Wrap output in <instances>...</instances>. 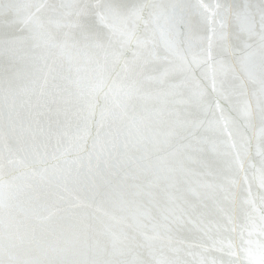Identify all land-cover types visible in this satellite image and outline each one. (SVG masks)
I'll return each mask as SVG.
<instances>
[{"label": "water", "instance_id": "1", "mask_svg": "<svg viewBox=\"0 0 264 264\" xmlns=\"http://www.w3.org/2000/svg\"><path fill=\"white\" fill-rule=\"evenodd\" d=\"M32 2L50 6L40 13L47 20L54 17L55 7L78 0ZM122 2L187 5L196 25L194 36L206 44L211 34L194 7L201 0ZM203 2L211 5L217 0ZM5 30L0 20V37ZM7 30L22 34L19 25ZM49 31L52 43H62L64 29L53 25ZM139 33H144L142 24ZM157 45L163 55L158 35ZM38 51L23 43L7 48L0 45V165H5L0 168V260L5 264H227L229 260L249 264L241 249L251 247L255 264H259L264 246L260 219L264 189L259 183L264 157L258 153L264 137L259 114L248 127L243 117L224 105L226 115L250 140L248 155L241 157V170L233 162L234 152L227 147L222 123L216 122L219 113L205 110L204 106L214 102V94L209 91L199 102L190 99L194 86L182 84L177 73L161 79L168 66L153 61L145 51L147 62L142 65L138 90L105 124V133L129 144L127 150L114 153L115 167L97 174L86 168L77 173L73 166L72 178L63 179L59 170L68 167L65 161L86 159L92 148L89 139L86 144L79 141L86 151L73 148L59 163L49 155L48 164L35 165L43 177L34 176L33 169L7 166L6 161L24 156L25 141L41 145L43 152L46 138L40 129L47 131L57 110L58 130L67 133L65 144L74 138L80 122L75 96L69 95L75 88L69 82H87L98 74L91 54L78 51L69 42L67 47L45 50L47 67L41 66L48 73V82L44 84L41 78L33 83L36 76L31 58ZM198 51L199 44H195L193 52ZM255 63L259 64L258 56ZM195 75L199 79L201 70ZM53 97L56 103H52ZM235 126L230 124L229 130L234 131ZM233 139L239 146V137ZM55 150L53 138L47 151ZM249 199L254 204L246 203ZM177 217L182 219L177 221ZM6 222L12 224L10 231L4 228ZM249 240L251 245L246 243ZM229 243L239 259L227 255Z\"/></svg>", "mask_w": 264, "mask_h": 264}, {"label": "snow or ice", "instance_id": "2", "mask_svg": "<svg viewBox=\"0 0 264 264\" xmlns=\"http://www.w3.org/2000/svg\"><path fill=\"white\" fill-rule=\"evenodd\" d=\"M48 7L44 3H33L32 0H0V20L6 28L3 37H0V45L7 48L23 43L39 50L31 58L36 76L33 83H38L41 78L44 84L48 82V73L43 70V67H47L45 50L49 47H67L69 42L78 51L91 54L89 59L97 66L98 74L87 82H69L75 88V92H69V95L75 96L78 104L76 115L80 122L75 137L65 144L67 133L58 130L60 112L57 110L48 121L47 131L40 129L46 138L42 145L44 151L39 150L41 145L25 141L21 149L24 156L8 159L7 166L33 169L32 175L43 177V172L35 170L36 164H48L49 155L51 160L59 163L73 148L84 152L86 149L79 141L86 144L91 139L92 148L86 159L65 161L68 167L59 170L63 179L67 181L72 178L73 166L77 173L80 168H86L89 173L95 171L97 174L102 169L115 167L114 153L127 150L129 144L118 136L105 133V124L109 117L116 116V109L123 110L125 99L138 90L142 65L147 62L144 53L147 51L153 61L168 66L161 73V79L170 73H177L183 78L182 84L191 83L194 86L190 99L199 102L209 91L214 94V102L204 106L205 110L214 109L219 113L216 122L223 125L228 137L227 147L234 152L233 162L243 170L241 157L248 155L250 140L239 124L226 115L224 105H229L238 116L243 117L248 127L252 126V121L259 114L261 136L264 137V0H242L241 3L217 0L211 5L201 0L194 7L210 26L211 34L206 38V44L194 36L196 25L186 11L189 6L179 3L165 7L154 2L129 5L122 0H78L76 3L55 7L54 17L46 20L40 13ZM141 24L144 27L142 36L139 33ZM13 25L21 26V35L7 30ZM53 25L65 30L59 45L51 42L49 30ZM157 35L163 43V55L157 50ZM195 44H199L198 52H193ZM257 56L258 65L255 63ZM197 69L201 70L199 79L195 75ZM112 73H115V79ZM56 102L53 97L52 103ZM8 119L11 123V110ZM230 124L236 125L234 131L229 130ZM234 136L239 137V146ZM53 138L56 150L49 154L47 145ZM258 153L264 157V146L258 148ZM4 166L0 165V168ZM259 183L264 189V161ZM260 199L264 204V195ZM246 203L254 204V201L249 199ZM181 219L177 217V221ZM260 219L264 233V215ZM11 227V222L4 224L6 231H10ZM246 243L251 245L252 242L249 240ZM234 247L228 244L227 255L239 259L237 252L233 251ZM241 251L249 264H255L251 247L242 248ZM0 264H5V261L0 260ZM227 264L234 262L229 260ZM259 264H264V246Z\"/></svg>", "mask_w": 264, "mask_h": 264}]
</instances>
